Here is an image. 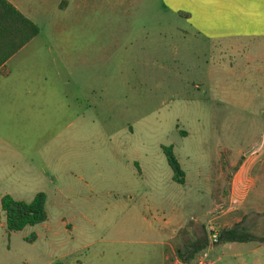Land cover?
<instances>
[{
  "label": "rangeland",
  "instance_id": "1",
  "mask_svg": "<svg viewBox=\"0 0 264 264\" xmlns=\"http://www.w3.org/2000/svg\"><path fill=\"white\" fill-rule=\"evenodd\" d=\"M11 1L39 32L0 71V264H181V231L206 233L212 264H264V243L213 244L209 229L226 227L224 160L264 136L260 39L239 42L248 65L171 0ZM38 192L47 219L7 230L1 197ZM255 197L264 208L263 192L234 203ZM263 212L244 217L255 234Z\"/></svg>",
  "mask_w": 264,
  "mask_h": 264
},
{
  "label": "crops",
  "instance_id": "2",
  "mask_svg": "<svg viewBox=\"0 0 264 264\" xmlns=\"http://www.w3.org/2000/svg\"><path fill=\"white\" fill-rule=\"evenodd\" d=\"M173 2V9L186 15L193 30L210 40H227L229 43L225 47L235 49L239 54L243 49L248 65L255 58L248 54L246 46L239 42L244 38L260 39L257 46L263 49L264 72V0H171V3ZM229 71L234 72V69L229 67ZM224 161L235 167L228 181L226 208L213 220L218 221L220 225L231 227L249 212L264 210L258 208L256 197L251 199L247 206L244 204L249 193H264V136L260 144L252 147L247 153H240L238 158L232 159L227 156ZM237 193L244 201L241 204L234 203ZM220 204L221 202L215 199L214 208ZM166 257L167 254L165 259Z\"/></svg>",
  "mask_w": 264,
  "mask_h": 264
},
{
  "label": "trees",
  "instance_id": "3",
  "mask_svg": "<svg viewBox=\"0 0 264 264\" xmlns=\"http://www.w3.org/2000/svg\"><path fill=\"white\" fill-rule=\"evenodd\" d=\"M39 32L38 26L9 0H0V71L4 74L6 61L22 48ZM163 153L173 172V180L183 183L185 173L175 157L171 146H162ZM1 208L5 214V227L9 231H17L28 225H35L47 219L45 210V194L38 192L32 200H16L11 195L1 197ZM264 214V212H263ZM246 218V217H245ZM181 231V245L175 248L176 256L181 264H193L197 255L209 245L206 233L188 235ZM256 241L264 243V230L261 234L253 233L244 223V218L231 227H221L217 232L214 244L230 242ZM54 264H62L57 261Z\"/></svg>",
  "mask_w": 264,
  "mask_h": 264
},
{
  "label": "built area",
  "instance_id": "4",
  "mask_svg": "<svg viewBox=\"0 0 264 264\" xmlns=\"http://www.w3.org/2000/svg\"><path fill=\"white\" fill-rule=\"evenodd\" d=\"M209 229L211 232L210 233L211 240L212 243L214 244L217 240V231L213 225H210ZM209 245H210V241H209ZM193 264H212L211 261L208 259V253L206 249L197 255Z\"/></svg>",
  "mask_w": 264,
  "mask_h": 264
}]
</instances>
